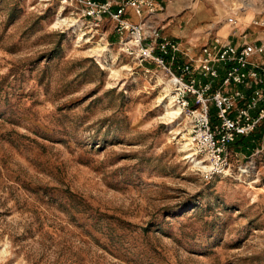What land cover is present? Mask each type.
Listing matches in <instances>:
<instances>
[{"label": "rangeland", "instance_id": "374dc122", "mask_svg": "<svg viewBox=\"0 0 264 264\" xmlns=\"http://www.w3.org/2000/svg\"><path fill=\"white\" fill-rule=\"evenodd\" d=\"M162 1L163 34L187 54L174 70L212 36H262L250 24L264 0ZM179 4L214 12L206 40L169 33ZM82 16L61 0H0V264H264V126L249 151L243 136L228 146L230 175L210 178L169 76L124 54L109 18Z\"/></svg>", "mask_w": 264, "mask_h": 264}, {"label": "built area", "instance_id": "2783aa9c", "mask_svg": "<svg viewBox=\"0 0 264 264\" xmlns=\"http://www.w3.org/2000/svg\"><path fill=\"white\" fill-rule=\"evenodd\" d=\"M61 2L76 6L94 27L99 28L103 18H109L120 35L124 54L140 64L155 63L169 76L173 104L187 116L190 148L204 158L207 176L230 175L228 146L240 136H253L264 126V19L250 24L261 32L259 39L249 40L244 31L233 41L212 36L201 48L197 65L191 62L174 70L172 65L185 53L177 41L163 34L161 16L166 6L162 0ZM131 15L138 21L132 22ZM228 23L233 29L240 26L236 16ZM216 81L220 87L214 91ZM211 105L217 110L216 127L210 116Z\"/></svg>", "mask_w": 264, "mask_h": 264}, {"label": "crops", "instance_id": "0c3cea01", "mask_svg": "<svg viewBox=\"0 0 264 264\" xmlns=\"http://www.w3.org/2000/svg\"><path fill=\"white\" fill-rule=\"evenodd\" d=\"M169 15L170 18H172L169 22L171 25V27L169 28V33L175 38H181L183 40L187 39L190 41L191 44L199 40L203 34L204 35L202 38L206 40L208 38L206 34L207 31L213 27L211 23L214 22V12L206 11L202 8L197 9V12H195L196 16H189L188 13H185L183 11L182 5L179 4L177 7L171 8ZM251 20H247L246 16L244 18V21L246 23L251 22ZM183 22H187L188 24L191 23V27H193L195 30V34L193 36L191 32L187 33L186 31H182L179 29ZM164 26L165 28L167 27L166 24ZM225 33V29L219 31V34L222 36H225ZM186 51H188V49Z\"/></svg>", "mask_w": 264, "mask_h": 264}, {"label": "trees", "instance_id": "16d2710c", "mask_svg": "<svg viewBox=\"0 0 264 264\" xmlns=\"http://www.w3.org/2000/svg\"><path fill=\"white\" fill-rule=\"evenodd\" d=\"M256 135L250 137H240L237 142L235 143V146L242 148L243 151H249V149L252 146V143L255 141Z\"/></svg>", "mask_w": 264, "mask_h": 264}, {"label": "bare ground", "instance_id": "6f19581e", "mask_svg": "<svg viewBox=\"0 0 264 264\" xmlns=\"http://www.w3.org/2000/svg\"><path fill=\"white\" fill-rule=\"evenodd\" d=\"M170 92V91H169ZM178 114L177 112L172 113V115ZM204 163V161H202V164ZM204 169H206V166H204Z\"/></svg>", "mask_w": 264, "mask_h": 264}]
</instances>
